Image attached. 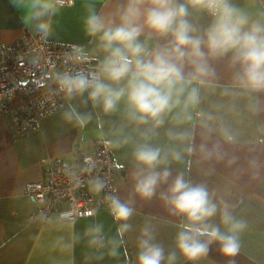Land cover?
<instances>
[{"label": "clouds", "instance_id": "clouds-1", "mask_svg": "<svg viewBox=\"0 0 264 264\" xmlns=\"http://www.w3.org/2000/svg\"><path fill=\"white\" fill-rule=\"evenodd\" d=\"M21 12V23L30 26L42 40L54 31L53 18L75 0H10ZM189 9L209 18L206 27L189 19ZM84 34L94 42L89 51L74 45L64 54L65 68L47 79L46 101L62 98L63 120L86 128L93 120L89 104L100 114H119L135 136H123L114 146L130 147L134 171L127 199L107 193V210L117 224L115 236L106 238L102 225L86 230L93 248H107L118 257L125 234L136 213L137 199H158L168 214L178 219L175 246L167 252L150 226L140 229L136 239V264H176L179 258L197 264L213 245L225 257L240 251V233L245 221L238 219L226 203L217 202L207 186L194 183L185 172L173 175L172 165L184 161L192 148H181L190 138L177 130L192 120L201 104V91L216 80L215 63L227 60L235 69L233 79L251 92H264V10L255 13L234 0H125L112 13L98 11L94 0L83 17ZM95 59L91 68H84ZM43 86V85H42ZM75 102V103H74ZM166 128L167 144L155 141ZM96 193L105 182L91 180ZM91 215V213H90ZM219 217V225L211 223ZM78 239V237H74ZM62 250L71 247L60 245Z\"/></svg>", "mask_w": 264, "mask_h": 264}, {"label": "crops", "instance_id": "crops-1", "mask_svg": "<svg viewBox=\"0 0 264 264\" xmlns=\"http://www.w3.org/2000/svg\"><path fill=\"white\" fill-rule=\"evenodd\" d=\"M92 0H75L53 18L54 31L47 39L58 43H76L91 51L94 42L84 34L83 17ZM98 11L112 13L125 0H94ZM255 13L264 10V0H234ZM10 0H0V41L12 42L25 31L37 34L21 23ZM189 19L206 27L209 18L189 9ZM95 60V59H94ZM97 61L95 60V63ZM216 80L201 91V104L192 113V120L177 130H187L190 138L181 148L191 147L184 161L173 164V175L183 171L194 183L207 186L214 199L230 206L246 228L240 233V251L235 257H225L213 245L206 258L197 264H264V92H251L233 79L235 69L227 60L214 65ZM75 103V102H74ZM44 115L35 121L18 120L12 113H0V264H136V239L140 229L150 226L167 252L174 249L178 219L158 200L137 199L131 229L125 234V244L118 257L107 255V248L89 245L86 230L102 225L106 238L115 236L117 224L107 210L98 206L88 217L73 220L55 219L44 223L36 205L25 194L28 181L43 179L47 157H61L77 163L80 155L91 151L102 136L111 139L115 162L124 167L115 182L114 194L127 199L132 191L134 171L130 147H116L123 136H135L119 114L103 116L97 124L99 109L91 105L84 111L93 113L86 128L66 123L62 111ZM155 141L167 144L166 128ZM211 223L219 225V217ZM78 237V239H74ZM63 243L71 247L62 250ZM176 264H190L179 258Z\"/></svg>", "mask_w": 264, "mask_h": 264}, {"label": "built area", "instance_id": "built-area-1", "mask_svg": "<svg viewBox=\"0 0 264 264\" xmlns=\"http://www.w3.org/2000/svg\"><path fill=\"white\" fill-rule=\"evenodd\" d=\"M74 45L79 44L42 40L29 31L12 42L0 41V113L35 121L62 108V98L51 102L45 99L47 86H51L47 77L66 67L64 54ZM94 65L93 59L82 67ZM123 171L124 167L114 160L111 139L105 136L91 151L82 153L75 164L61 157H47L43 179L28 181L24 187L36 205L31 217L38 215L44 223H50L93 215L98 206H107L104 197L114 194L115 182ZM96 177L105 182L104 192L93 190L91 180Z\"/></svg>", "mask_w": 264, "mask_h": 264}]
</instances>
